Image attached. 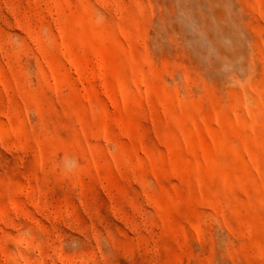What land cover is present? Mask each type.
Masks as SVG:
<instances>
[{"label":"rangeland","instance_id":"1","mask_svg":"<svg viewBox=\"0 0 264 264\" xmlns=\"http://www.w3.org/2000/svg\"><path fill=\"white\" fill-rule=\"evenodd\" d=\"M0 264H264V0H0Z\"/></svg>","mask_w":264,"mask_h":264}]
</instances>
